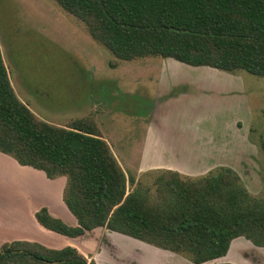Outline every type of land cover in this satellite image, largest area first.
<instances>
[{
	"label": "trees",
	"instance_id": "obj_1",
	"mask_svg": "<svg viewBox=\"0 0 264 264\" xmlns=\"http://www.w3.org/2000/svg\"><path fill=\"white\" fill-rule=\"evenodd\" d=\"M54 1L117 59L160 57L264 78V0ZM0 153L51 180L67 178L63 202L77 226L47 207L35 214L55 234L78 238L106 228L194 264H231L210 262L226 256L239 237L264 248V200L233 169L220 167L199 178L159 170L153 196L142 179L124 171L92 118L67 127L39 119L17 96L1 48ZM11 263L97 264L72 246L21 240L0 246V264Z\"/></svg>",
	"mask_w": 264,
	"mask_h": 264
},
{
	"label": "rangeland",
	"instance_id": "obj_2",
	"mask_svg": "<svg viewBox=\"0 0 264 264\" xmlns=\"http://www.w3.org/2000/svg\"><path fill=\"white\" fill-rule=\"evenodd\" d=\"M0 47L16 94L36 116L60 127L93 118L124 171L142 179L153 196L157 171L166 168L149 167H176L191 178L229 167L255 198L264 200L263 77L160 57L117 59L54 0H0ZM149 134L156 150L140 153ZM3 158L0 222L6 213L12 218L3 223L0 245L11 237H36L49 247L74 244L88 253L98 246L104 264H115L110 255L122 259L126 251L154 253L106 228L75 240L46 230L35 218L44 202L68 225L75 223L63 197L58 205L42 197L36 200L39 190L34 188H42L40 180L15 160ZM18 171L24 178L16 177ZM244 249L234 256L246 264H264V250L257 255Z\"/></svg>",
	"mask_w": 264,
	"mask_h": 264
},
{
	"label": "crops",
	"instance_id": "obj_3",
	"mask_svg": "<svg viewBox=\"0 0 264 264\" xmlns=\"http://www.w3.org/2000/svg\"><path fill=\"white\" fill-rule=\"evenodd\" d=\"M1 48V47H0ZM2 52V51H1ZM3 56V54H2ZM4 60V59H3ZM176 61V60H175ZM5 63V61H4ZM6 65V63H5ZM7 66V65H6ZM8 69V67H7ZM9 72V70H8ZM9 77H10V74H9ZM10 81H11V78H10ZM12 84V82H11ZM13 86V85H12ZM14 88V86H13ZM15 90V89H14ZM16 92V91H15ZM18 96V95H17ZM19 97V96H18ZM19 99L28 106V108L31 110L29 104L25 103V101L21 98V96L19 97ZM32 111V110H31ZM33 112V111H32ZM35 114V113H34ZM38 117V116H37ZM39 118V117H38ZM86 118V117H85ZM40 119V118H39ZM93 119V118H92ZM42 120V119H41ZM78 120V119H76ZM94 120V119H93ZM45 121V120H43ZM71 121H74V120H71ZM95 121V120H94ZM47 122V121H46ZM96 122V121H95ZM152 137H150V134L148 135V138L145 139L143 141V145H142V150L140 151V153H153L156 149V143H154V141L151 139ZM158 149V148H157ZM160 150V149H158ZM0 156H3L4 158L3 159H6V158H9V161L11 160L13 163H14V159L11 158L10 156H7V155H4L2 153H0ZM8 160V159H6ZM16 162V161H15ZM157 162H162V161H157ZM169 162V161H167ZM163 163V162H162ZM15 164V163H14ZM161 164V163H159ZM166 164V162L164 163ZM170 164H172V162H170ZM21 166V165H20ZM21 168L22 170H26L28 171L29 173H31L32 175H30V177H35L37 180H40V185L42 184V188H34L35 190H39L38 192V196L36 197V200L37 199H40L41 197L43 199H48L50 200V204L52 203V201L54 200L56 203V205H58L59 203V199L63 197V195L60 194V191L62 193V189L66 187V184H67V178L66 177H60V178H57V179H54V180H51L49 178L46 177L45 173L42 172V171H38V170H35L31 167H25V166H21L19 167ZM31 168V169H30ZM160 169V168H166V169H163V170H173V171H177L179 173H181L182 175H187L186 173H183V171L181 170H178L176 167H162V166H152V167H149L148 169ZM20 171L17 172V175H20L19 177L21 178H24L22 176V174H19ZM28 174V173H27ZM57 183L60 184L59 188L57 186ZM32 186V185H31ZM57 187V188H56ZM57 189V191H55ZM40 197V198H39ZM43 199H41L42 201H44ZM63 202V200H62ZM42 207H47L50 211V213L56 217V218H59L61 220H63L65 223L66 221L59 215H55L53 214L52 210H51V206L49 204H47L46 202L42 203ZM64 204V202H63ZM65 205V204H64ZM66 206V205H65ZM41 208H39L38 210H40ZM67 208V207H66ZM37 210V211H38ZM68 210V209H67ZM35 210V212H37ZM71 214V213H70ZM29 215V213H28ZM31 215V214H30ZM71 216H73L71 214ZM4 219L2 222H0V232L2 231V226H3V223L8 220H10V218H12L10 216V213H6L4 214V216H2ZM75 219V217H73ZM39 224V223H38ZM67 224V223H66ZM40 225V224H39ZM41 226V225H40ZM70 226H77V220L75 219V223L74 224H70ZM97 230V229H96ZM95 231V230H94ZM94 231H91V232H94ZM91 232H87L84 236H81V237H85L87 236V234L91 233ZM114 233V232H112ZM115 234H118V233H115ZM121 235V234H119ZM61 236V235H60ZM65 237V236H64ZM81 237H78V238H71V240H75V239H79ZM127 237V236H126ZM57 238H61V237H57ZM69 238V237H67ZM130 238V237H129ZM34 239V238H33ZM133 239V238H132ZM10 241L9 242H12V241H16L15 239H13V237H11L9 239ZM135 240V239H134ZM21 241H28V240H21ZM37 241V242H36ZM138 241V240H137ZM29 242H36V243H39V244H42L48 248H53V249H62V248H55V247H49L47 243H45V241H43V239H39V238H36L33 240V241H29ZM5 243H8V242H4L2 243L0 246H2L3 244ZM139 244H141L142 246H145L149 249H151L154 253H159L161 254L162 256H169L171 259H168V260H164V259H160L158 257H162V256H158L154 253H151V252H147V251H143V252H139L138 250L136 251H133V252H124V257L121 259L120 257H113L112 255L111 258L114 260L115 259V264H194L193 262H191L190 260H188L187 258H185L184 256H181L179 254H176V253H173V252H170V251H167V250H163V249H159L157 247H154L152 245H149L144 242H137ZM70 246L76 248L77 250H79V252H81L83 255H85L86 257H91L93 260H95V262L97 264H104L103 262V259L101 257V251L98 250V246L96 247H93L91 249V251L88 253V252H84L82 251L80 248H78V246L74 245V244H70ZM67 247V246H65ZM64 248V247H63ZM244 248H247V249H250L254 254L256 253L257 255H261L262 252L261 250H264V248H259V247H256L251 241H249L248 239H246L245 237H239V238H236L232 241L231 243V246H230V249L227 253L226 256L222 257V258H219V259H216L210 263H231V264H246L245 262L241 261L237 256H234L235 254V251L238 250L239 252L240 251H244L245 249ZM110 258V259H111ZM130 258V259H129ZM111 259V260H112ZM159 259V260H158ZM176 260L178 263H175ZM209 264V263H208ZM252 264V263H251Z\"/></svg>",
	"mask_w": 264,
	"mask_h": 264
}]
</instances>
